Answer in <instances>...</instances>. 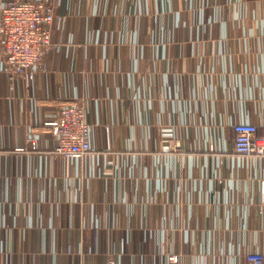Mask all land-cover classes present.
<instances>
[{
    "label": "crops",
    "instance_id": "obj_1",
    "mask_svg": "<svg viewBox=\"0 0 264 264\" xmlns=\"http://www.w3.org/2000/svg\"><path fill=\"white\" fill-rule=\"evenodd\" d=\"M37 1L65 20L31 88L0 52V264L264 252V160L234 150L235 125H264V0ZM74 103L81 159L43 126Z\"/></svg>",
    "mask_w": 264,
    "mask_h": 264
},
{
    "label": "built area",
    "instance_id": "obj_2",
    "mask_svg": "<svg viewBox=\"0 0 264 264\" xmlns=\"http://www.w3.org/2000/svg\"><path fill=\"white\" fill-rule=\"evenodd\" d=\"M64 20L65 17L46 2L0 0V52L12 78L28 88L34 85L45 50L53 45L54 33L63 29ZM43 126L52 134L55 155L81 159L93 151L92 125L88 121L85 104L63 106L56 117L43 122ZM234 129L235 152L264 160V125L241 123ZM29 141L34 150L39 148L35 139ZM262 189L264 193V179ZM180 261L181 256L177 253L167 255L168 264H180ZM246 264H264V252H249Z\"/></svg>",
    "mask_w": 264,
    "mask_h": 264
}]
</instances>
